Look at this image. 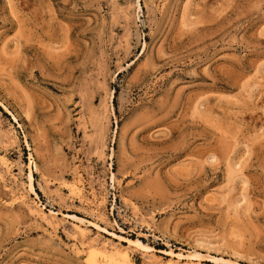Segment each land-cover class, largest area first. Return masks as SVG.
<instances>
[{
	"label": "rangeland",
	"instance_id": "rangeland-1",
	"mask_svg": "<svg viewBox=\"0 0 264 264\" xmlns=\"http://www.w3.org/2000/svg\"><path fill=\"white\" fill-rule=\"evenodd\" d=\"M0 264H264V0H0Z\"/></svg>",
	"mask_w": 264,
	"mask_h": 264
}]
</instances>
